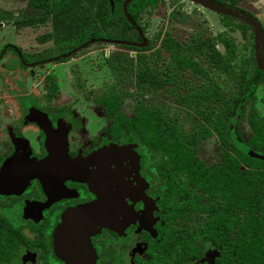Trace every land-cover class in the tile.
I'll use <instances>...</instances> for the list:
<instances>
[{"label": "flooded vegetation", "instance_id": "obj_1", "mask_svg": "<svg viewBox=\"0 0 264 264\" xmlns=\"http://www.w3.org/2000/svg\"><path fill=\"white\" fill-rule=\"evenodd\" d=\"M92 1L94 6L97 4V0H88L84 6L88 8ZM124 1L120 13L117 10L110 15L116 22L110 28L104 14L100 28L94 33L89 30L85 41L55 47L53 16L42 8L31 9L27 0L26 16L32 18L36 14L39 24L51 18V32L36 37L42 48L35 53L29 54L12 44L0 50V61L9 56L18 58L12 67L8 59L0 63V86L19 74L25 80H37L46 86L42 91L44 102L52 103L62 91L59 85L65 72L59 66L83 50H87L86 55L94 64L100 60L110 74L120 71L131 75L133 85L125 94L101 85L82 92L85 79L73 71L75 97L79 102L83 99L100 106L101 111H88L85 116L84 111L80 114L51 107L49 103L38 113L0 110V264H73L80 257L93 260L94 264H194L202 257V247L216 251L209 241L200 242V224L205 218L202 213L191 211L189 219L175 217L173 225H165L164 219L172 211L192 207L188 205L187 191L193 187V179L187 175V168L177 169L166 150L155 147L152 133L154 129L165 134L176 131L183 148L191 151L196 163L204 167L222 162L224 153L231 149V141L222 136L221 121L226 115L235 116L238 94L242 98L249 93L254 95L260 85L240 87L236 95L220 89V71L234 70L235 66L230 31L237 20L189 0H144L140 11L129 12L131 1L126 5V13L134 23L131 25L122 9ZM211 1L244 11L239 7L244 0ZM108 5L112 11V0H108ZM211 15L221 25L216 33L211 32L214 22L207 23ZM152 27L155 29L149 35ZM193 29L195 34L187 35ZM248 32L245 33L251 49L252 35L249 38ZM47 43L51 45L45 46ZM250 53L242 60L247 75L243 83L249 82L252 74ZM19 95L13 98L6 94L5 100L9 105L20 106L24 99ZM107 97L111 104L105 103ZM125 99L132 103L130 114L124 109ZM167 100L186 105L185 117L198 115L197 119L205 123L199 134L193 128L190 133H183L177 118L168 117L162 108V102ZM211 100L222 101L225 111L207 117L201 108L203 101ZM94 117L105 122L99 130L87 125ZM141 117L148 121L140 122ZM114 128L121 134L114 135ZM209 133L216 137L223 152L217 162L207 165L197 157L196 144ZM49 154L55 157L45 164ZM102 194L108 200V227L93 225L88 230L72 223L61 227L64 212L87 205ZM182 223L189 225L182 228ZM184 240H189V248Z\"/></svg>", "mask_w": 264, "mask_h": 264}, {"label": "trees", "instance_id": "obj_2", "mask_svg": "<svg viewBox=\"0 0 264 264\" xmlns=\"http://www.w3.org/2000/svg\"><path fill=\"white\" fill-rule=\"evenodd\" d=\"M123 1L112 0V11L108 0H97L95 6L92 1L88 8L81 0H30L28 7L35 11L42 8L53 16L52 29L57 36L54 45L67 47L72 41L74 45L85 41L89 30L94 33L99 29L98 24L104 14L107 15L108 28L114 25V16L110 15L117 10L120 13ZM145 3L144 0H133L127 7L129 12L131 9L140 11ZM236 26L242 32H248L243 23L236 21ZM250 52L252 74L248 79L250 83L244 82L242 89H247L250 84L257 86L264 76V72L254 65L252 47ZM248 95L242 98V94H238L235 116L226 115L221 121L220 131L224 139H230L231 149L215 166L207 168L196 163L192 152L183 148L176 131L165 134L154 129L152 133L155 147L166 150L167 157L174 160L177 169L187 168V175L193 179V187L187 191L188 205L192 207L186 211L180 207L172 211L164 219L165 225H173L175 217L189 219L191 211L202 213L205 218L200 224L203 225L200 242L209 241L216 249L213 264H264V117L258 116L253 108L254 95ZM105 103L111 104L109 97ZM146 116L150 118L148 114ZM243 117H246L251 132L248 137H244L240 130ZM144 119L148 121L144 117L138 120L144 122ZM232 120L235 122L229 125ZM116 130L112 131L114 135L121 134ZM199 191L200 195L197 194ZM185 241L189 248V240Z\"/></svg>", "mask_w": 264, "mask_h": 264}, {"label": "rangeland", "instance_id": "obj_3", "mask_svg": "<svg viewBox=\"0 0 264 264\" xmlns=\"http://www.w3.org/2000/svg\"><path fill=\"white\" fill-rule=\"evenodd\" d=\"M29 1L30 0H28V4ZM87 1L88 0H82L83 3H87ZM26 4L27 0H0V13L3 14V16L0 17V50L4 45L7 46L8 44L17 45L18 47L22 48L23 51L29 54L37 52L40 47L42 48V46L39 45L35 39L40 33L51 32V18L47 23L43 21L42 24H39L40 22L36 14L33 15L32 18L26 16L28 13L25 6ZM241 4L244 7H239L255 17L260 22L264 30V0H244ZM207 14L210 15V13ZM209 17L210 18L207 20V23L210 24L214 22L211 32L216 33L220 31L221 25L216 20V16L211 15ZM154 29L155 28L152 27V29L149 31V35H152V31H154ZM189 33L195 34V30L193 29L192 32H188L187 35ZM224 33L228 34L226 31H224ZM230 36L235 49V66L234 70H225L223 73L222 70L220 71V79L223 84V87H220V89L221 91H224L225 94L231 93V95H236L241 89L240 87H242L243 81L247 77L246 72L242 67V60L250 53V43L249 39L247 38V34L242 32L237 26H235L233 31H230ZM185 40H187V37ZM46 45H51V43H47L45 46ZM86 52L87 50H83L77 53L74 58L69 59L68 62L59 66L60 69L65 72V75L63 78L64 81L61 85H59L62 88V91L59 93L58 99L52 102L53 104L43 101L42 91L46 90V86L44 87L41 82L37 80L30 81V79L25 80L20 74L17 75L16 79H8V76H6L5 78L8 80L6 81L5 85H3V87L0 86V99H2V103H0V110H3V108H8L11 110L21 109L20 113L22 114L26 111H28V113L33 111L38 113L39 110L46 109L48 107L47 103H49L51 107H61L67 111L75 110L80 114H82L84 111L85 116L88 114V111H101L100 106L92 104L91 102L88 103L87 100L83 99L79 102V99L75 97V94L73 93V78L75 79V72L77 75L85 79V86L82 89V92L89 91V87L97 89L100 87V85L104 87L112 86L113 89H117V91L122 94H125L128 89L133 88V85L130 82L131 75L128 76L127 74H121L120 71H115L116 73L114 72V75L112 73L110 74V70L104 67V65L100 63V60H97L96 58L98 62L94 64L92 59L86 55ZM6 59L12 63L11 67L14 64L13 62L18 60L17 57L13 58L9 56L8 58L5 57V59H1L0 63ZM89 62L93 64H89ZM92 68L96 69L94 70ZM6 69L8 68H5V70ZM87 71L91 73H87ZM9 77H11V75H9ZM105 80L107 81L105 82ZM9 88H12L10 92ZM18 93L21 95L19 96L22 97L24 101L21 102L20 106L19 103L9 105L5 100L6 94L11 95V97L14 98V96ZM80 96L83 98L84 94L81 93ZM254 98L255 101L253 103V108L255 112L258 116L264 117V80L257 87ZM125 101L124 109H127V114H130L129 107L132 105V103H130L128 99H125ZM146 103L147 105H151L148 104L151 102ZM222 103V101L216 102L215 100L203 101V106L201 109L208 115L207 117H214L213 115L215 113L220 115L223 111H225L226 107L224 108ZM179 104V102L174 103L172 100H167L162 102L161 105H163L162 108L164 111L169 114L168 117L173 118L175 116L177 118V125L182 129L184 134L190 133L191 128H193L194 132L197 131L196 134H199L200 130L205 127V123L201 122V119H197L198 115H192L193 117H185L187 110L186 105ZM191 117L196 118L195 122L191 120ZM91 121L92 122L87 123V125L90 127L93 126L96 130H99L105 125V122L101 123L100 118L98 119L97 117L92 118ZM240 128L242 132L245 133V135H250V129L246 122V117H243ZM196 149L197 157L202 159L207 165L217 162L219 160L220 154L223 152L221 148H219V143L212 133L203 136V139L197 142ZM200 222H202V219ZM181 225H183L182 228H185L189 224L182 223ZM201 253V259L199 261H195L194 264H198L200 262H204L205 264L213 263V260L216 257L215 250H210L208 246H204L201 249Z\"/></svg>", "mask_w": 264, "mask_h": 264}, {"label": "water", "instance_id": "obj_4", "mask_svg": "<svg viewBox=\"0 0 264 264\" xmlns=\"http://www.w3.org/2000/svg\"><path fill=\"white\" fill-rule=\"evenodd\" d=\"M130 1L132 0H125L122 5V9L129 23L131 25H134V23L129 19L128 14L126 13V5ZM189 1L206 8L211 12L233 18L246 25L249 32L252 35L253 60L255 66L257 69L264 71V31L262 29L261 24L255 17H253L251 14L237 7H230L211 0H189ZM139 35L141 37L140 32ZM54 157L55 155L49 154L46 158L47 160H45L44 163L45 164L49 163V160L52 158L54 159ZM68 163L69 162H67V164ZM70 172L71 171H69V173ZM107 205H108L107 197L105 194H102L97 197V200L87 205L79 206L77 208H73L69 211H66L61 215L60 218L61 227L63 225H70L71 223L74 225H83L84 229L88 227L89 228L88 230L92 229L93 225H98L100 227H108V225L107 226L105 225L106 222H110L109 220L110 217H107L106 215L110 213ZM215 255L217 256V252ZM85 262H87V264H94L93 260L89 262L88 259H84L83 257L76 258L75 261H72L73 264H84Z\"/></svg>", "mask_w": 264, "mask_h": 264}]
</instances>
